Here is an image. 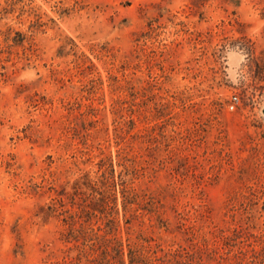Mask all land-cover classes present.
I'll return each mask as SVG.
<instances>
[{
    "label": "rangeland",
    "instance_id": "obj_1",
    "mask_svg": "<svg viewBox=\"0 0 264 264\" xmlns=\"http://www.w3.org/2000/svg\"><path fill=\"white\" fill-rule=\"evenodd\" d=\"M0 264H264V0H0Z\"/></svg>",
    "mask_w": 264,
    "mask_h": 264
}]
</instances>
